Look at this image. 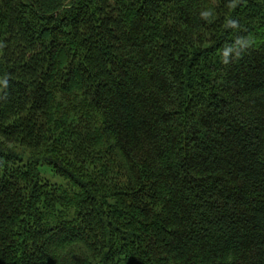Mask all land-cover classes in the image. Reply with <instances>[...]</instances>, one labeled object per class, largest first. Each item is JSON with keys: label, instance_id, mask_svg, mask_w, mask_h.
Masks as SVG:
<instances>
[{"label": "trees", "instance_id": "16d2710c", "mask_svg": "<svg viewBox=\"0 0 264 264\" xmlns=\"http://www.w3.org/2000/svg\"><path fill=\"white\" fill-rule=\"evenodd\" d=\"M0 264H264V0H0Z\"/></svg>", "mask_w": 264, "mask_h": 264}, {"label": "clouds", "instance_id": "9594fccd", "mask_svg": "<svg viewBox=\"0 0 264 264\" xmlns=\"http://www.w3.org/2000/svg\"><path fill=\"white\" fill-rule=\"evenodd\" d=\"M233 6H234V5H233ZM201 15H202V17L206 18V17L209 15V13H207V12H203V13H201ZM232 24H233V26H236V25H237V23H236L235 21H232ZM223 62H224L225 64L228 63V61H226V60H223Z\"/></svg>", "mask_w": 264, "mask_h": 264}, {"label": "rangeland", "instance_id": "374dc122", "mask_svg": "<svg viewBox=\"0 0 264 264\" xmlns=\"http://www.w3.org/2000/svg\"><path fill=\"white\" fill-rule=\"evenodd\" d=\"M52 180H59L57 177H51Z\"/></svg>", "mask_w": 264, "mask_h": 264}]
</instances>
